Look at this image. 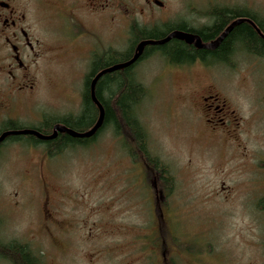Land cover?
Returning <instances> with one entry per match:
<instances>
[{"label":"rangeland","instance_id":"rangeland-1","mask_svg":"<svg viewBox=\"0 0 264 264\" xmlns=\"http://www.w3.org/2000/svg\"><path fill=\"white\" fill-rule=\"evenodd\" d=\"M161 1L163 8L149 16L146 0H115L113 32L107 35L104 18L93 27L104 44L110 41L124 52L133 21L205 23L193 9L197 3L207 9L205 0ZM222 6L249 8L264 17V0H222ZM55 22L59 34L60 20ZM88 60L87 53L58 52L41 61L34 69L36 109L79 115ZM133 70L147 88L136 111L149 151L174 176L164 199L171 206L153 211L147 181L112 125L88 146L54 155L44 143L31 147L24 139L11 140L0 147V242L28 244L44 264H161L164 248L167 264H264V212L246 207L250 198L241 190L242 164L251 165L250 157L258 156L261 168L264 158V112L252 114L250 102L264 92V58L237 50L222 66L176 69L157 54ZM209 84L242 116V130L230 147L201 126L198 89ZM256 174L264 181L261 169ZM256 194L260 199L264 190ZM155 232L170 249L153 246ZM8 254L0 256V264H13L16 255Z\"/></svg>","mask_w":264,"mask_h":264},{"label":"flooded vegetation","instance_id":"flooded-vegetation-1","mask_svg":"<svg viewBox=\"0 0 264 264\" xmlns=\"http://www.w3.org/2000/svg\"><path fill=\"white\" fill-rule=\"evenodd\" d=\"M214 1L216 0L204 1V5L209 6L207 9L199 8V3L193 7L194 10L201 12L200 14L205 18L203 19L205 23L200 25H192L189 19L176 21L151 19L149 24L141 25L140 22L133 21L132 25L150 32H159L161 28L164 29L171 26L169 30L165 29L163 31V37L157 39L167 37L174 30H183L199 35L204 43L209 44L222 34L221 28L212 38L208 37L207 39L203 37L208 29L215 26L217 16L222 14V0H219V3L211 4ZM210 4L213 6H210ZM145 5L149 16H152V14L156 16V7L163 8L164 3L161 0H146ZM114 12L115 0H0V135L5 131L26 128L36 129L46 135H51L57 125L68 126L69 123L75 122L78 115L66 114L61 110L48 111L36 109V104L39 101L37 99L39 84L34 69L38 67L41 61L48 60L49 57L54 56L58 52L87 53L90 69L88 75H90L89 81L91 82L99 71L110 66L108 58L112 56L115 50L110 41L104 44V39L102 40L97 27H93V22L104 18L106 22L105 26L107 27L106 33L109 35L113 32ZM57 19L60 20L62 27L59 34H56L53 27ZM102 44H104V48L99 50ZM137 45L138 43L134 46L131 55L124 61L130 60L134 56ZM189 45L200 50L203 49L205 52L202 55L195 56L193 63L179 64L168 61L169 64L176 69H192L197 66L212 69L215 66H222V58L214 54L220 45L215 49L198 48L194 44ZM159 46L161 45L146 46L140 59L132 66L135 67L147 57L151 58L157 54H161L162 51L157 49ZM256 56L264 58V56ZM79 58L80 56L76 57V60ZM94 65H100L99 70L93 72ZM256 65L253 69L256 68L257 70ZM89 94L91 98L90 83ZM198 94L199 105L201 107L199 118L203 122L201 123L202 128H204L211 138H218L221 142L222 138L227 139L228 143L224 142L230 147L232 142L234 144L237 141L238 134L242 130V116H238V109L233 104H229L226 98H222L219 93L215 92L213 84L200 86ZM190 101V104L194 106L196 98ZM250 102L254 110L252 114L261 115L264 112V92L261 98L253 99ZM198 121L200 120L198 119ZM92 126L84 128L82 132L88 131ZM101 130L93 137L79 140L96 139ZM64 134L66 133H58L56 138L44 140L46 142L44 144L47 146L46 149L54 144L60 135ZM20 136L22 135L8 136L0 143V147L11 140L20 139ZM23 139L31 147L36 146V143L32 139L31 141L27 138ZM232 149H235V147ZM239 151L240 148H238L237 152L239 153ZM241 154L246 155L242 152ZM260 159L263 160L260 163L261 168H259L258 156L250 157L251 165H248L246 162L242 164L245 172L242 169L241 171L246 176L242 182L241 190L250 198V200L244 203L246 207H255L259 211L264 212V194L260 199L256 194V192L264 190V181L259 182L258 175L256 174L260 169L264 172V158ZM158 160L159 168L156 167V163L155 165L151 163L150 157L146 156V150L142 151V156L139 155L134 159L143 171L142 181L146 180L147 177L145 170L151 171V167L149 166H152L154 172H151L150 180L145 185H147L148 192L150 193L153 211L163 212L165 208L171 206L164 200L169 196L170 192L169 190L167 191L166 187L171 190L173 185L172 183L170 184V181L165 180V178L169 179L167 173L163 174L159 172L162 171V161L159 158ZM157 198L161 200L159 203Z\"/></svg>","mask_w":264,"mask_h":264},{"label":"trees","instance_id":"trees-1","mask_svg":"<svg viewBox=\"0 0 264 264\" xmlns=\"http://www.w3.org/2000/svg\"><path fill=\"white\" fill-rule=\"evenodd\" d=\"M239 17L251 18L264 32V17L262 18V16H260L255 11L249 8L241 9L239 7L222 6V14L217 16L215 26L208 29L203 37L207 39L208 37L212 38L213 35L217 33L221 28L223 32L224 29L232 21ZM169 28H171V26H168L164 29L161 28L159 32H150L146 29H139L136 28L135 25H132L131 44L129 48L124 52L114 50L112 56L108 58V63L111 66L117 63L124 62V60H126L131 55L132 50L137 43L149 38L158 40L157 38H161L164 36L163 31H165V29L169 30ZM157 49L162 51V56L167 58L169 62L179 64L193 63V58L195 56L202 55L205 52V50L203 49H197L192 45L186 44V42H183V40L177 39L168 41L167 43L157 47ZM237 50H243L253 55L264 56V38H262L257 33L255 28L247 22L237 25L222 41L214 54L218 55L217 57L222 58V62L230 63L232 56L237 52ZM105 58H107V56H105ZM99 68L100 65H94L93 72L99 70ZM133 69L134 66H130L111 73H107L99 79L96 86V95L98 99L103 103L106 111L105 122L100 133L106 127L112 125L117 135L123 136L124 143L125 145H127V148L129 147V154L132 155L133 159H136L139 155L142 156V151L146 150V156L148 158L150 157L151 163L154 165L156 163V167L159 168V160L157 157L152 156L149 151L147 133L142 123L140 122L138 113L136 111L137 105L140 103L142 97L147 94V88L137 78ZM89 80L90 75L86 77L84 84L82 111L77 116L75 122L73 121L68 124V126H70L71 128L81 132L84 128H88L93 125L99 113L98 107L90 98ZM20 137L22 139L27 138L29 139V141H31L32 139L36 144L46 143L44 140H41L33 135H29L27 137L22 135ZM17 139L20 140L19 138ZM94 140L95 139L79 140L78 138H74L68 134H64L60 135L56 139V142L49 146L46 151H49L52 155L59 154L62 153L66 148H74L77 145H80L82 147L88 146L89 143L93 142ZM135 163L137 164L136 161ZM139 169L141 170L140 167ZM161 169L162 171H159L160 173H167L169 176V179L164 177L165 180L170 181V184L172 183V185L174 186V176L170 175L171 173L168 170V166L165 163L161 162ZM147 171L148 170H145V174L147 175L146 181L148 182V180H150V174L151 172H154V170L151 167V171ZM142 172L143 171L141 170V173ZM158 216L159 220L162 223L163 215L158 214ZM162 239L163 238H161L160 234L158 233V236H156L155 232V235L152 238V243L154 244L153 246L156 248H160L163 247L164 244L168 245V243L164 239ZM180 245L179 247L182 248V246ZM8 253H14L16 255L14 258L11 257V262L13 264H44L42 255H35L28 244H24L18 241H13L9 244L0 242V256L7 258ZM162 259L163 262H160L161 264H167L169 262L167 259L165 248L164 252L162 253ZM170 264L173 263L171 262Z\"/></svg>","mask_w":264,"mask_h":264},{"label":"water","instance_id":"water-1","mask_svg":"<svg viewBox=\"0 0 264 264\" xmlns=\"http://www.w3.org/2000/svg\"><path fill=\"white\" fill-rule=\"evenodd\" d=\"M244 22L251 24L255 28L257 33L262 38H264V32L259 28V26L255 23L254 20H252L249 17H239V18H236L234 21H232L224 29L222 34L217 39H215L214 41H212L209 44L204 43L199 35L191 33V32H186L183 30H174L167 37L162 38V39H158V40L146 39V40H143V41L138 43L136 53L134 54V56L130 60L124 61L121 63H117V64H114V65H111L107 68L102 69L93 77L92 81L90 82L91 98H92L93 102L95 103V105L99 109L98 118H97L95 124L92 126L91 129H89L88 131H85V132H81V131H78V130L71 128L70 126L57 125L54 132L51 135H46V134H44V133H42L36 129H32V128H26V129H21V130H11V131H5L0 135V143L3 142L8 136H11V135H33V136H36L37 138H39L41 140H52V139L57 137L58 133H66V134H68L74 138H78V139L93 137L94 135L97 134V132L99 130H101V128L103 127L104 122H105V114H106L105 107L96 95L97 83L103 75L132 66L136 61H138L140 59V57L142 56L146 46H148V45H163V44L167 43L168 41H170L171 39L183 40L187 44H194L198 48L215 49L216 47H218L220 45V43L229 35V33L237 25L244 23Z\"/></svg>","mask_w":264,"mask_h":264}]
</instances>
